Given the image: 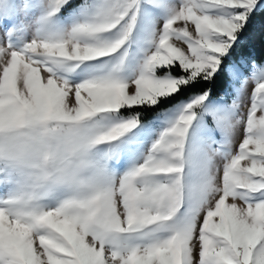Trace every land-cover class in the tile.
I'll list each match as a JSON object with an SVG mask.
<instances>
[{"label": "snow or ice", "instance_id": "snow-or-ice-1", "mask_svg": "<svg viewBox=\"0 0 264 264\" xmlns=\"http://www.w3.org/2000/svg\"><path fill=\"white\" fill-rule=\"evenodd\" d=\"M0 264H264V0H0Z\"/></svg>", "mask_w": 264, "mask_h": 264}]
</instances>
